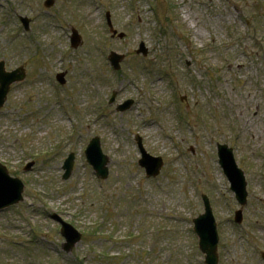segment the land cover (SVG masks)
<instances>
[{
  "label": "rangeland",
  "instance_id": "374dc122",
  "mask_svg": "<svg viewBox=\"0 0 264 264\" xmlns=\"http://www.w3.org/2000/svg\"><path fill=\"white\" fill-rule=\"evenodd\" d=\"M107 11L124 38L112 35ZM164 12L166 31L174 29L166 35L156 21ZM19 15L32 18L30 31ZM72 27L82 36L77 48ZM141 41L148 57L136 53ZM111 50L126 54L119 72L108 62ZM2 58L8 69L25 64L28 80L12 88L0 110V159L26 183L24 201L0 212V264H101L99 256L107 264H205L193 231L202 193L220 229V264H264V0H56L51 8L44 0H0ZM143 59L170 66L175 80L148 75ZM61 70L65 85L55 78ZM113 90L118 101L135 98V106L116 112L108 105ZM104 107L108 121L94 115ZM61 131L76 136L24 170L34 154L60 145ZM136 133L165 158L156 178L137 163ZM237 133L251 160L239 148L236 157L251 169L243 167L261 199L252 197L245 226L234 221L239 205L215 153L217 142ZM94 134L112 157L102 182L84 156ZM70 149L78 157L64 180ZM53 213L84 232L70 253L62 250Z\"/></svg>",
  "mask_w": 264,
  "mask_h": 264
},
{
  "label": "water",
  "instance_id": "95a60500",
  "mask_svg": "<svg viewBox=\"0 0 264 264\" xmlns=\"http://www.w3.org/2000/svg\"><path fill=\"white\" fill-rule=\"evenodd\" d=\"M76 32V31H75ZM80 41V37L78 36L76 32L75 36V45H78ZM142 48L146 52V49L144 48V45L142 44ZM113 57L116 61H119L121 59L120 55L113 54ZM17 79V76L14 73H6L3 71V64L0 65V80L2 85L0 86V106L2 105L4 101V96L7 92V88L9 87V84ZM90 161L99 169L100 173L104 172L106 174V170L104 169V156L101 154L98 146V141L94 140L91 144L89 150L87 151ZM220 155H221V163L225 167V170L229 174L232 182H233V188L237 191L238 197L244 201L246 192H245V182H244V176L240 170L236 168L234 158L232 156L231 150L227 149L226 146H220ZM102 163H101V162ZM141 163L145 165L148 169L149 174H156L159 170L160 162L157 160L150 158L149 156H145L144 159L141 160ZM68 168V172L66 173L65 177H68L70 170H71V161L68 162L66 165ZM0 176L6 177L11 185L7 186L8 191L5 189H1L0 191V207H3L5 205H8L10 203H13L20 199V193L22 190V184L16 180L11 179L2 166H0ZM7 180H3L5 183ZM15 186V188H13ZM196 230L199 233L201 237V248L203 251L207 253V262L209 264H217L218 262V256L216 255V246L218 242V234L216 230V225L214 218L211 213V209L209 205L207 204V213L205 215L200 216L196 220ZM67 234L71 239H74L72 235V228L67 226L66 230ZM80 238V236H76L75 241H77ZM72 244L69 243L68 246Z\"/></svg>",
  "mask_w": 264,
  "mask_h": 264
}]
</instances>
